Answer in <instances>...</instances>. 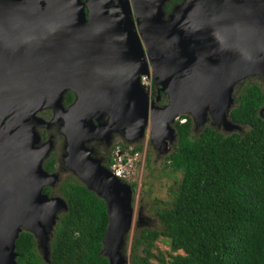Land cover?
I'll use <instances>...</instances> for the list:
<instances>
[{
	"label": "water",
	"instance_id": "water-1",
	"mask_svg": "<svg viewBox=\"0 0 264 264\" xmlns=\"http://www.w3.org/2000/svg\"><path fill=\"white\" fill-rule=\"evenodd\" d=\"M90 1L0 0V264H18L15 242L22 231L33 235L40 256L49 264L53 231L67 204L53 190H43L53 189L64 171L105 202L107 223L100 254L108 264L127 263L121 250L132 228L133 188L90 156L86 142L101 128L92 121L93 115L73 113L106 109L112 113L109 128L126 123L130 140L142 138L149 123L152 143L166 146L176 141L174 124L182 115L198 126L209 113L211 124L235 132L239 124L230 118L235 85L256 76L264 88V0H183L167 19L162 18L164 0L154 5L150 0L133 2L137 16L144 10L147 58L136 32L123 33L115 21L87 13ZM134 48L137 64L131 76V62L127 58L120 62V57H130ZM147 59L152 74L162 78L165 86L160 89L169 93L168 104L158 110L150 106L140 84V76L150 74ZM121 88L122 94H138L135 104L129 102L130 96L121 102L133 115L109 110V94ZM67 89L80 97L65 115L49 120L36 115L51 107L64 112L62 96ZM54 124L64 135L63 169L49 172L43 162L53 148V136L43 141L38 128ZM143 218L140 207L137 227Z\"/></svg>",
	"mask_w": 264,
	"mask_h": 264
},
{
	"label": "trees",
	"instance_id": "trees-1",
	"mask_svg": "<svg viewBox=\"0 0 264 264\" xmlns=\"http://www.w3.org/2000/svg\"><path fill=\"white\" fill-rule=\"evenodd\" d=\"M263 105L261 85L247 80L230 111L232 121L246 127L244 133L224 134L205 126L191 137L189 116L175 122L177 138L164 166L179 171L181 179L170 203L156 211L164 229L134 232L130 264H150L152 258L155 264H264ZM139 149L134 146L130 153ZM53 165L51 155L44 168L52 171ZM135 185L131 183L133 189ZM58 190L67 209L53 231L49 264H108L100 254L107 223L104 200L72 176ZM159 236L168 238L167 255L153 252ZM15 251L18 264H48L27 231L20 232Z\"/></svg>",
	"mask_w": 264,
	"mask_h": 264
},
{
	"label": "flooded vegetation",
	"instance_id": "flooded-vegetation-1",
	"mask_svg": "<svg viewBox=\"0 0 264 264\" xmlns=\"http://www.w3.org/2000/svg\"><path fill=\"white\" fill-rule=\"evenodd\" d=\"M83 1L85 2V0H83ZM150 1H151L150 2L151 5H154L158 2V0H150ZM172 1L173 0H164V5H163L164 15L162 17L163 19H167L169 14L173 11L174 6L181 3L183 0H181L179 2H175V3H172ZM133 2L136 4H139L138 0H92V1H90L91 8L90 9L87 8L86 12L91 14L92 16H95L97 14H102V15L106 16V18H109V19L115 21V23L118 24L119 27L122 29L123 33L128 32L129 30L136 32L137 36L139 37L140 43L142 44L143 51L146 54V58H147L148 50H147V48L144 45L143 40H142V33H143L142 31L144 29V16H143L142 12L144 10L141 11V13H140L142 15L139 14L140 16L139 15L137 16L136 10L134 9V6H133ZM150 13H152L151 10H150ZM154 25H155V22L152 21V26H154ZM125 40L127 41V43H129V45L131 44V42L133 43V41H134V45L136 46V40L135 39L130 38L131 42L127 39H125ZM134 51H136L135 48L132 51V53H130V57L129 56L127 57L124 54H122V56L120 57V62H124L126 60V58L129 60V62H131L130 66L128 68L129 74L131 76L134 75L135 70H136V64H137V56L135 55ZM147 63H148L149 71H150V74H148L147 76L149 78H151V80L153 82L152 90L150 92H147V98H148L150 106L153 105L154 108L158 110V109H160V108H162L168 104L169 93L167 90H161L160 89L163 86H165L162 82V78L160 77V75H157V74L154 76L152 74L153 73V70L151 67L152 64L148 59H147ZM122 74H124V72H122ZM154 77L156 78L155 81H158L157 82L158 84L154 82ZM140 78H141V76H140ZM247 80H252V82H253V78L246 77L244 80L240 81L241 86ZM140 84H141V82H140ZM68 92L71 93L70 101H67V93ZM133 94H134V92H130V93H128V95H126V93L122 94V88L120 91L116 92L115 95H111L114 98H112L109 94V100H112V103L109 104V106H110L109 110L116 111L117 109H119L121 115H133V114L127 113L126 108L128 105L127 106L124 105L122 107V103H121L123 100V96L124 97L130 96L129 102L132 104H135L138 101V94H134V95ZM79 97H80V94L77 91L67 89L63 93V96H62V103H63L64 109H65L64 112L63 111L57 112L51 107V108H45V109L39 110L36 115H40V116L44 117V119H46V120H49L53 115H65L66 110ZM237 98H238V94H237L236 99ZM114 101L117 103L115 104ZM121 110H123V111H121ZM157 110H155L154 114L157 113ZM73 114H75V115L76 114L77 115H93L92 121L94 122V124L101 126L100 131L97 134V136H94L93 138L89 139L86 142L87 148L91 149V151H90L91 157L99 159L101 161V163L108 168H111L112 164L116 163L117 161L118 162H121V161L125 162L126 155L129 154L131 149L134 147V146L131 147L129 150L127 149V145L129 144V141H131L130 137L128 136V132H130L131 129L126 125V123H122V126H120L118 128L110 129L109 128V123H110L109 122V115H112V113H110V111H108L106 109H105V112H101V113H98L95 111H86V112L84 111V112H81L80 114H78V113H73ZM149 114H150V112H149ZM43 115H50V116L45 117ZM149 126H150V124L148 123V127ZM51 127L48 129H46L44 127L38 128V131H39L43 141L48 139V135H51L49 132V131H51V129H53V127L52 128ZM57 127H58V125H57ZM62 136L64 137L63 134H62ZM150 138H151V134H150ZM174 143H175V141H171V142H167L166 146L158 145V144H154V146L156 147L157 151H159L160 153H163L164 148H167L168 150L173 149ZM62 149H63V145L60 148V154L59 155L55 151H50L47 158H45V160L43 162V166H44L45 161L51 155H53L54 156V165H53L52 171L59 169L61 167L60 156H61ZM168 153L169 152H167L165 154H168ZM164 156H166V155H164ZM52 171H49V172H52ZM68 176L75 177L71 174H67L64 176V179L62 181H64ZM45 188H49V192L51 190H53L51 187H45ZM57 191L59 192L58 189H57Z\"/></svg>",
	"mask_w": 264,
	"mask_h": 264
},
{
	"label": "rangeland",
	"instance_id": "rangeland-1",
	"mask_svg": "<svg viewBox=\"0 0 264 264\" xmlns=\"http://www.w3.org/2000/svg\"><path fill=\"white\" fill-rule=\"evenodd\" d=\"M253 78V82L257 81L263 88L262 79L256 76H249ZM235 100L234 106L237 103V94L241 88V84L238 83L234 87ZM264 89V88H263ZM207 119L204 124L195 126L192 122L191 125V137L198 136L199 132L205 126H212L213 128L227 134L228 132L223 129L222 126H217L216 124H211L212 118L210 114H207ZM50 134L53 135V148L51 151H55L60 154V148L64 144V137L58 131L56 124L52 125ZM51 127V128H52ZM246 130L245 126L239 125L233 131L244 133ZM49 136V135H48ZM55 136V137H54ZM140 146L135 153H129L126 155L125 161L130 159L129 164L123 162L125 167L126 182L135 183V188L132 191V206L134 208L133 212V221L132 228L126 234L124 244L122 246V255L127 259L126 264H130V247L132 243V237L136 230L147 228V229H157L163 230L164 226L158 219L156 211L163 206H166L170 203L172 197V191L177 187L180 179L181 173L179 171L173 172L164 166V155L156 150L154 143H152L150 138V127H147L145 134L140 139H135L129 141L127 149L129 150L133 146ZM172 150V149H171ZM170 150V151H171ZM118 162V161H117ZM60 169H63L62 167ZM62 172V170H60ZM67 175L64 171L59 177V180L53 185V194L60 195L57 191L59 183L64 179V176ZM72 175V174H71ZM142 208L144 218L142 219L141 227H137V213L138 209ZM37 247V246H36ZM38 254L41 252L37 249ZM170 251L168 238L165 236H159V238L154 242V253L162 252L164 255ZM157 263V260L152 258L150 259V264Z\"/></svg>",
	"mask_w": 264,
	"mask_h": 264
},
{
	"label": "built area",
	"instance_id": "built-area-1",
	"mask_svg": "<svg viewBox=\"0 0 264 264\" xmlns=\"http://www.w3.org/2000/svg\"><path fill=\"white\" fill-rule=\"evenodd\" d=\"M140 82H141V84H142V86H143V88H144V90L146 92H150L152 90L153 82H152L151 78H149L147 75L142 74L141 78H140ZM178 121L180 123H183V122L186 121V119L185 118H181V116H180L178 118ZM129 162H130V159H128V161H125V164H129ZM122 163H123V161L116 162V163L112 164L110 169L113 171V173L117 177H119L121 179H126V174L124 173L125 172V167L123 166Z\"/></svg>",
	"mask_w": 264,
	"mask_h": 264
}]
</instances>
